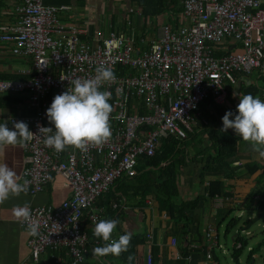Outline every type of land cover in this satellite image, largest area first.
Wrapping results in <instances>:
<instances>
[{"label":"built area","instance_id":"1","mask_svg":"<svg viewBox=\"0 0 264 264\" xmlns=\"http://www.w3.org/2000/svg\"><path fill=\"white\" fill-rule=\"evenodd\" d=\"M47 1L16 0V23L0 25V42L15 58L32 65L21 72L24 81L0 80V96H27L32 114L11 118L10 123L25 122L39 135L38 125L54 130L46 110L56 95L72 86L69 81L93 78L100 66L114 69L116 79L101 88L110 92L113 107L112 136L101 148L82 153L69 147L57 153L39 136L24 147L27 158L20 182L30 181L29 195L43 192L55 177L64 179L70 190L58 206H30L40 224L39 234L28 241L31 261L38 263L46 251H62L69 264H83L89 246H101L83 227L85 217L94 226L103 219L105 209L97 208L98 200L117 180L136 176L140 159L156 156L164 141H186L199 126L203 103L212 99L225 107L227 86L235 87L237 76L251 77L264 69V0H183L182 13L190 24L176 30L162 25L149 48L137 47L128 33L65 25L61 13L69 6ZM227 40L241 43L243 49L216 56L215 46ZM21 226L27 229L25 223ZM123 233L115 229L113 238ZM171 243L177 246L178 239ZM197 249L205 255L203 264H221L214 255L223 249L215 227L207 228L203 246L192 245L190 253ZM137 258L141 264H154L150 247ZM176 259L189 263L191 258L178 254Z\"/></svg>","mask_w":264,"mask_h":264},{"label":"crops","instance_id":"2","mask_svg":"<svg viewBox=\"0 0 264 264\" xmlns=\"http://www.w3.org/2000/svg\"><path fill=\"white\" fill-rule=\"evenodd\" d=\"M182 2L183 0L179 2L175 9H169L168 12L158 16L165 18L162 25H169L176 30L178 26H188L190 24L183 16ZM46 3L53 6H69L68 11L61 13V20L65 25L77 27L90 26L96 29H103L106 32L114 30L119 34L128 33L134 40L141 38L145 45L157 41L159 37L158 32L157 35H152L149 41H147L145 32L143 34L141 32L134 34L131 29L126 28L125 25L122 27L124 23L122 21L127 14V8L135 4L132 0H48ZM0 5L2 6L0 25L15 24L17 21V14L15 11L17 6L16 0H0ZM138 8L140 7L138 6ZM141 10L140 8V11ZM147 18L148 17L144 18L142 21L143 30L145 29V25H147ZM228 45H232L234 48L230 50ZM238 45L239 43H235V41H225L215 46L214 52L215 54L221 53V56L225 55L228 51L236 50L238 52L243 49V47ZM7 48L8 46L0 42V77L15 78L22 76L21 72L25 71L31 63L18 58L12 59V55ZM262 71H264V69ZM254 75L255 74L251 77L240 76L238 78V84L235 87L227 86L228 91L234 88L235 91H233L232 94H236L237 92L240 97L251 94V92H253L251 95L254 97H259L257 84L255 83L256 79L253 78ZM244 91L246 92L244 93ZM238 104L239 101L235 102L234 105L230 107L227 106L224 108L225 110L234 111ZM31 114L32 112L28 109L27 96H0V123L6 122L10 129H13V125L10 123L11 118H18ZM200 114L198 122L208 127L210 124V117H212L211 115L213 114L212 109H209L207 113L202 111ZM210 135L211 134L208 133L202 137L204 139L205 148L209 147L208 139L211 138ZM26 158L27 154L24 151V147L8 146L3 151H0V163H6L19 177L26 165ZM235 160V163L238 162L236 166L238 167L240 175L246 173L244 164L247 162L264 164V158H260L257 153H254L248 143L240 144V151ZM253 185H255V181L253 180H251V184L248 183L244 186L239 184L240 187H248V192H250V187ZM183 190L186 192L185 195H183ZM180 193L183 199L192 200L203 194L205 195V186L200 180L199 182H191L188 183L187 188L184 189V187H182ZM69 196L70 190L65 186L64 179L55 177L45 187L44 191L37 194V196H31L29 193H27V195L21 193L19 197H10L3 204H0V264H34L31 261V251L28 246V241L32 235L29 234L27 229L21 226V222L15 219L13 215L14 207L23 206L25 203H28L30 206H58L64 200L68 199ZM234 201V199H228V201H226L224 198H216L210 203H206L205 200L201 198L199 208L192 213L194 219L200 221L201 231L186 236V239L189 240L190 243H185L181 235V228L173 225L166 212H158V210L155 209L157 205L152 207V218L147 216L146 210L151 207H149V200H147L143 206L134 207L133 205H129L124 207V214L118 219L119 223L117 224L116 230L127 233L131 232L134 235L147 233V235L150 234L153 236L152 239H148L149 242L146 245L137 248L139 250L138 256H142L146 253L147 247H150L156 258L155 264H203L205 255L200 249L193 250V252L190 253L191 246H203L205 243V233L209 226L215 227L219 236V227H217L218 222L221 218L223 219V216L232 207ZM174 237L178 239L177 246H173L171 243ZM187 245H189L188 256L191 258L189 263L184 260L176 259L178 254L185 256V247ZM94 248L95 246H89V252L85 256L83 264L87 262L96 264H100L101 261L106 262L105 257H93L92 251ZM109 256L113 257L112 255ZM36 264H69V258L62 251H46L40 256L39 262ZM105 264L111 263L106 262Z\"/></svg>","mask_w":264,"mask_h":264},{"label":"trees","instance_id":"3","mask_svg":"<svg viewBox=\"0 0 264 264\" xmlns=\"http://www.w3.org/2000/svg\"><path fill=\"white\" fill-rule=\"evenodd\" d=\"M180 1L182 0H132L133 3L142 9L144 17L151 18L158 17L168 12L169 9H175ZM143 42L141 38L136 39V46L139 48H149L150 44L145 45ZM238 46L243 47L241 43ZM228 47L230 50L234 48L232 45H228ZM216 55L219 57L221 53H217ZM254 74L253 78L256 79L255 83L259 91V98L264 101V71H257ZM239 77L237 76V78ZM0 80L24 81L26 77L6 78L1 76ZM228 92L229 96L233 93L231 90ZM209 109H212L213 114L210 117L208 127L198 122L199 126L197 129H200V132L188 135L186 141L182 143L172 139L164 141L156 156L140 159L136 176L117 180L110 192L98 200L97 208L105 209L104 220H118L124 214V207L129 205H133L134 207L142 206L147 200L154 198L155 202L154 200L151 201L154 205H157V207L154 206L155 209L158 212H166L173 225L181 228V235L185 243H190L186 239V236L201 231L200 221L194 219L192 215L193 211L199 208L201 198L206 203H210L216 198H224L226 201L228 199L235 200L232 207L223 216V219L219 220L217 227L222 225L227 215L235 208L241 211H257L258 215L262 216L264 213V164L247 162L244 164L246 173L240 175L238 167L232 165L236 161L235 158L238 157L240 144L246 142L232 129H229L227 132L220 131L223 126L218 125V117L219 115L221 117L225 115L222 113V110L225 109L224 107H218L210 99L201 105L200 111L201 113L202 111L207 113ZM236 109H234V113ZM216 115L217 118L215 117ZM204 133L211 134V138L208 139L209 147L206 148L204 147V139L201 137ZM188 163H196L200 166L199 179L205 186V195L203 194L192 200L183 199L180 193L182 170H184ZM251 180L255 181V185L250 187V192H248V187L239 186V184L243 186L248 183L251 184ZM255 196L259 198L257 201L254 199ZM240 220L241 218H235L227 224V234L240 224ZM250 220L248 219L243 223L242 229L251 222ZM83 227L87 235L96 240V238L92 237L94 225H91L86 217L83 220ZM125 233L127 232L123 234ZM147 236V233L132 234L128 251L122 253L119 257L106 256L105 261L111 264H129L128 257L131 255L133 257L131 264H141V260H137L139 255L137 247L146 245L149 242ZM98 240L101 246H103L102 239ZM239 243H242L240 249L237 247ZM248 245L249 242L246 238L241 235L234 236L232 257L236 263L239 264L242 251ZM260 245H264V238L260 242L259 247H261ZM188 246L185 247V256L188 255ZM256 252H258L257 248L249 250L247 264L255 263L256 259L253 256ZM214 255L220 261L216 252H214ZM155 260L154 256V264ZM85 264L96 263L87 262Z\"/></svg>","mask_w":264,"mask_h":264},{"label":"clouds","instance_id":"4","mask_svg":"<svg viewBox=\"0 0 264 264\" xmlns=\"http://www.w3.org/2000/svg\"><path fill=\"white\" fill-rule=\"evenodd\" d=\"M115 79L113 68L100 66L95 69L93 78H76L69 81L72 86L62 94L56 95L46 110L47 119L54 126V130L53 127L38 125L37 135L22 121H14L13 129H10L6 122L0 123V151L8 146L27 147L28 143L38 136L43 137L45 146L53 148L57 153L69 147L82 153H87L89 147L101 148L112 136L109 121L113 111L109 103L110 92L102 91L101 88ZM222 125L220 131L234 130L244 142L250 144L254 153L264 158V101L259 97L251 94L239 97L236 112L227 111L222 117ZM236 164L238 162L232 166ZM20 181L21 178L12 168L6 163H0V204L10 197H19L21 193L27 195L30 181ZM13 215L18 222L27 225L30 235L39 234L40 224L33 219L28 203L14 207ZM118 223L116 219H102L95 224L93 235L102 239L103 246L93 249L94 258L109 255L119 257L128 251L132 233H125L114 239L113 232ZM132 259L129 255V264Z\"/></svg>","mask_w":264,"mask_h":264},{"label":"rangeland","instance_id":"5","mask_svg":"<svg viewBox=\"0 0 264 264\" xmlns=\"http://www.w3.org/2000/svg\"><path fill=\"white\" fill-rule=\"evenodd\" d=\"M140 8H138V5L133 4L132 7L127 8L126 11V15H125V19L122 21L124 22L122 24V27L131 29V31L134 34H137L139 32H141L142 34L145 32L146 34V40L149 41V39L155 35H157V33L161 30L162 28V23L164 22L165 18L163 17H155V18H147V25H145V29H142V21L144 18V15L142 13V10L140 11ZM131 23V25H129ZM150 44V43H148ZM9 53L11 54L9 48H7ZM12 55V54H11ZM12 55L11 58L15 59V57ZM19 59V58H18ZM25 62H29L28 60H24ZM32 67L31 64H29V67L25 70H30ZM244 89V88H243ZM231 91H235L234 88L231 89ZM246 91H244L245 93ZM253 92H251L252 94ZM238 94V95H237ZM239 93L236 92V94H232V97L230 96L228 99V103L225 107L227 106H232L234 105L235 102L239 101ZM228 110V109H227ZM227 110H222V113L225 114ZM230 111V110H228ZM232 111V110H231ZM217 118V115L215 116ZM206 118V117H205ZM215 118V119H216ZM217 120V119H216ZM215 120V121H216ZM218 125L219 126H223L222 125V117L219 115L218 117ZM212 121V120H211ZM200 129H196V131H194L193 134L199 133ZM208 133H204V135L202 134L201 137H204L205 135H207ZM200 168L198 167V165L196 163H188L187 166L184 168V170H182V179H181V189L182 187L187 188L188 183L191 182H199V175H200ZM186 192L183 190V195H185ZM258 196H256L255 198H257ZM185 198V197H184ZM150 200H154L155 199L152 198ZM256 201V200H255ZM151 202V201H149ZM150 204V203H149ZM143 206V205H142ZM151 206V207H150ZM150 208H148L146 210V214L149 218H152V204L149 205ZM258 213L257 211H241L238 208H235L232 212L229 213V215H227V217L225 218V220L222 222V225L219 227V238H220V242L223 245V249H216V255L218 256V258L220 259L221 264H238L235 262V260L232 257L233 251H234V236L236 235H241L242 237L246 238L249 242L248 247L242 251V256L239 260V264H247V259L249 256V250L248 248H257L258 252H256V254H254L253 258L256 259L254 264H264V245H260L261 247H259L260 242H262L263 238H264V213L262 214L261 218L254 223L248 230H244L242 229L243 227V223L246 222L248 219H251L250 221H252L253 219H255L257 217ZM235 218H241L240 220V224L236 227L233 228V230L227 234V230H226V226L227 224L232 221ZM247 234H251V235H247ZM223 250H226V253L223 254Z\"/></svg>","mask_w":264,"mask_h":264},{"label":"water","instance_id":"6","mask_svg":"<svg viewBox=\"0 0 264 264\" xmlns=\"http://www.w3.org/2000/svg\"><path fill=\"white\" fill-rule=\"evenodd\" d=\"M261 218V215H257L255 219H253L246 227H244V230H248L254 223H256Z\"/></svg>","mask_w":264,"mask_h":264}]
</instances>
